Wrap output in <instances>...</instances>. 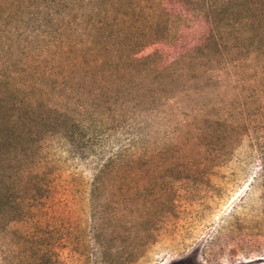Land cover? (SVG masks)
<instances>
[{
    "label": "rangeland",
    "instance_id": "rangeland-1",
    "mask_svg": "<svg viewBox=\"0 0 264 264\" xmlns=\"http://www.w3.org/2000/svg\"><path fill=\"white\" fill-rule=\"evenodd\" d=\"M14 111L0 264H264V0H0Z\"/></svg>",
    "mask_w": 264,
    "mask_h": 264
},
{
    "label": "trees",
    "instance_id": "trees-1",
    "mask_svg": "<svg viewBox=\"0 0 264 264\" xmlns=\"http://www.w3.org/2000/svg\"><path fill=\"white\" fill-rule=\"evenodd\" d=\"M160 8L157 7L155 8V11H158ZM161 10V9H160ZM159 10V12H160ZM7 113V112H6ZM22 122V116L21 114H17L15 113V111L11 114H3L0 115V132H14L15 134H19L18 137H20V123ZM121 155H122V151H121ZM116 157L118 158V155H116ZM108 166V163H105L102 168L100 169L99 174L97 175V178L106 170ZM2 181L3 179H0V211L3 209V207L8 203V197L7 194L2 186ZM20 202L18 199H14L12 200V203H15L17 205H20ZM175 264H186L183 262H179V263H175Z\"/></svg>",
    "mask_w": 264,
    "mask_h": 264
}]
</instances>
